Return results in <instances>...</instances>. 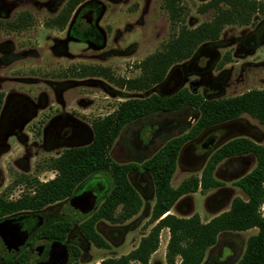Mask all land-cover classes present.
Instances as JSON below:
<instances>
[{
  "label": "rangeland",
  "instance_id": "obj_1",
  "mask_svg": "<svg viewBox=\"0 0 264 264\" xmlns=\"http://www.w3.org/2000/svg\"><path fill=\"white\" fill-rule=\"evenodd\" d=\"M163 1L86 0L75 7L65 27L58 29L48 24L67 0H0V92L6 103L20 98L34 108L27 115L31 119L23 128L21 139L10 137L6 148L0 151V194L16 199L28 192L25 185L16 183L21 176L40 182L52 179L54 172L47 168L49 160L68 147L88 144L92 138L91 122L110 114L124 100L153 94L169 96L183 88L208 99L264 90V17L260 15H254L248 25L225 26L216 41L201 44L190 59L173 65L163 82L148 90L127 91L101 76L84 74L89 69L103 68L115 77H137L138 63L161 51L178 31V27L171 26ZM209 1L180 0L187 28L211 20L213 10H200ZM82 17L85 21H80ZM20 22L23 25L19 29L13 28L12 24ZM197 115L195 109L184 107L131 122L121 130L109 156L117 163L141 164L166 141L185 134ZM52 119L56 120L49 126ZM72 124L87 134L84 142L55 147L53 141L47 140L54 128L69 129ZM238 137L264 146V125L244 114L206 129L191 146L188 142L181 148L171 187L199 177L209 156ZM210 139L214 140L211 146ZM255 165L251 154L224 160L214 173L221 187L181 197L170 213L178 218L197 214L204 222L227 211L233 198L246 200L233 183ZM95 178L99 179L91 180L87 189H93L96 198L102 197L111 186L110 174H98ZM129 180L142 200V207L123 224H96L97 232L109 245L107 249L93 247L77 229L90 213L71 219L74 238L70 242L80 249V264H98L101 259L128 254L152 227L148 224L154 203L151 177L139 169L129 174ZM47 209L56 218L64 217L63 205L54 204ZM261 212L264 214V205ZM256 232L251 229L221 233L201 264H235L243 254L246 240ZM168 237L163 229L149 264H166L163 244Z\"/></svg>",
  "mask_w": 264,
  "mask_h": 264
},
{
  "label": "trees",
  "instance_id": "obj_2",
  "mask_svg": "<svg viewBox=\"0 0 264 264\" xmlns=\"http://www.w3.org/2000/svg\"><path fill=\"white\" fill-rule=\"evenodd\" d=\"M84 1L67 0L48 26L63 29L75 7ZM163 2L171 26L178 27V31L161 51L138 63L136 68L140 74L137 77H115L103 68L89 69L84 74L101 76L119 89L145 91L163 82L169 69L190 59L201 44L216 41L225 26L248 25L254 15L264 17V2L261 1L210 0L200 10H213L211 20L190 29L184 25L180 0ZM22 25L21 22L12 24L15 29ZM2 103L3 94L0 92V109ZM184 107H191L198 112L185 134L166 141L141 164L117 163L111 159L110 148L126 125L154 113H171ZM244 114L264 125V90H251L225 99H208L183 88L169 96L153 94L142 99L124 100L110 114L91 122L92 138L88 144L64 149L59 156L49 160L47 168L54 172L52 179L40 182L33 177L21 176L16 183L24 184L28 192L15 200H8L1 193L0 218L39 211L64 201L80 184L93 180L98 174L109 173L111 186L108 193L97 208L78 224V231L93 247L107 249L109 245L97 232L96 224L100 221L123 224L138 214L142 200L131 184L129 174L141 169L149 174L153 183L154 203L148 220L152 227L128 254L101 259L98 264H149L151 255L158 248L159 235L163 229H167L169 235L165 248L166 264H201L207 250L217 244L221 233L251 229L257 232L248 237L243 254L235 264H264V214L261 212L264 205V146L247 138H233L209 156L199 177H190L175 188L170 185L179 152L186 143L194 141L206 129ZM248 154L255 158V167L233 183L245 194L246 200L233 198L227 211L205 223L200 221L197 214L178 218L170 213L181 197L198 190L204 192L221 187L222 183L214 177L217 166L224 160ZM72 228L70 221H58L43 229L39 236L62 242ZM69 248L73 257L71 264H80L78 246L71 245ZM16 264H28L26 252L18 256Z\"/></svg>",
  "mask_w": 264,
  "mask_h": 264
},
{
  "label": "flooded vegetation",
  "instance_id": "obj_3",
  "mask_svg": "<svg viewBox=\"0 0 264 264\" xmlns=\"http://www.w3.org/2000/svg\"><path fill=\"white\" fill-rule=\"evenodd\" d=\"M83 20H84L83 17L82 19L80 18V21H83ZM33 109L34 108H32L30 103L23 99L19 98V99L6 103L3 97V103L0 109V151H3L6 148V141L10 137H16L17 139L18 138L21 139L22 130L31 119V118H28L27 115H29V112L32 111ZM54 121L52 119V121H50L51 123H48L49 126ZM70 127L71 128L69 129H56V130L54 128L53 132L49 133L48 135L49 139L47 140L53 141L55 147L57 146L61 147L62 145L67 144V143L75 144L79 142H84L87 139L88 137L87 134L83 130H81L79 126H74L72 124L70 125ZM47 131H48V128L46 127L45 132ZM201 134L199 136H201ZM192 142L193 141L189 142L188 146H191L193 144ZM208 143L211 146L213 145L214 140L210 139ZM72 147H78V146H72ZM68 148H71V147H68ZM184 154H185V150L183 151V155ZM94 179H99V178L94 177ZM90 182L91 180L80 184L75 189L74 193L68 199L55 203V204H59V206L61 205L64 206V209H63L64 217L63 218H56L57 216L54 213H48L46 211L48 210L47 208H49L50 206H53L54 204L46 206L45 208L39 211H34V212L26 211V212L7 215V216L0 218L1 236L2 234H4L5 237L8 238L9 236H14L15 235L14 233L16 234L18 233L20 235L19 243L13 250H7L8 246L5 244H1V240H0V264H16V259L23 252L27 253L28 264H53L55 263V261L59 260V253L63 250L66 252L65 264H70L71 261L73 260V257L71 256L69 247L71 245L78 246L77 244H74V243L72 244L70 242L74 238L73 231H72L73 228L67 234L66 239L62 242L41 238L39 234L43 229H45L47 226L51 225L54 222L67 220L72 223L71 219H77V217L81 218L83 216H86L88 213H91L90 211L84 215L76 216V215L67 214L65 212L66 204L68 203L69 199L73 197H79L83 193L88 192L87 188ZM109 189L110 187H108V189L106 190L105 194L102 197L96 198L94 207L96 206L97 203H100L103 200V198L108 193ZM7 199L15 200V199H11V197L9 198L7 197ZM11 220H16L15 221L16 223L9 222L8 225L5 226V228L1 226L2 222L11 221ZM55 244H57L58 246H55Z\"/></svg>",
  "mask_w": 264,
  "mask_h": 264
},
{
  "label": "water",
  "instance_id": "obj_4",
  "mask_svg": "<svg viewBox=\"0 0 264 264\" xmlns=\"http://www.w3.org/2000/svg\"><path fill=\"white\" fill-rule=\"evenodd\" d=\"M88 16H91V11H89ZM92 190L83 193L79 197L70 198L68 203L66 204L65 212L67 214L80 216L92 211L96 201L95 194L93 193ZM15 221L16 220L4 221L1 223V226L5 228V226H7L9 222L14 223ZM14 234H15L14 236H9L8 238H6L4 234H2V236L0 234L1 244L7 245L8 246L7 250H13L19 243L20 235L18 233H17L18 235L16 233ZM55 246L58 245L55 244ZM65 260H66V252L63 250L59 253V260L55 261V263L53 264H65Z\"/></svg>",
  "mask_w": 264,
  "mask_h": 264
},
{
  "label": "crops",
  "instance_id": "obj_5",
  "mask_svg": "<svg viewBox=\"0 0 264 264\" xmlns=\"http://www.w3.org/2000/svg\"><path fill=\"white\" fill-rule=\"evenodd\" d=\"M174 207V206H173ZM172 210V209H171ZM171 212V211H170ZM210 219H208L207 221H202L203 223H205V222H208ZM165 232H167L168 233V230L167 229H165ZM168 241V240H167ZM167 241H166V243L165 244H163V250H164V253H165V247H166V244H167ZM155 254V253H154ZM154 254H152L151 255V257L154 255ZM163 257H164V254H163Z\"/></svg>",
  "mask_w": 264,
  "mask_h": 264
}]
</instances>
